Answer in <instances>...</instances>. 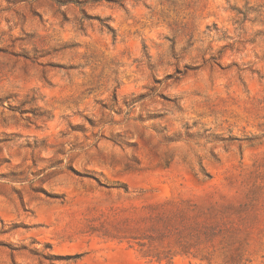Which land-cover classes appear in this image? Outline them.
<instances>
[{"label": "rangeland", "instance_id": "obj_1", "mask_svg": "<svg viewBox=\"0 0 264 264\" xmlns=\"http://www.w3.org/2000/svg\"><path fill=\"white\" fill-rule=\"evenodd\" d=\"M58 1L0 0V264H264V0ZM172 200L228 246L90 231Z\"/></svg>", "mask_w": 264, "mask_h": 264}, {"label": "trees", "instance_id": "obj_2", "mask_svg": "<svg viewBox=\"0 0 264 264\" xmlns=\"http://www.w3.org/2000/svg\"><path fill=\"white\" fill-rule=\"evenodd\" d=\"M67 2L58 1L60 5ZM142 210L113 222L102 220L99 225H91L90 231L102 238L135 244L145 257L157 261L170 262L178 255L208 261L210 249L225 243L228 246L224 206L206 208L192 200H172L149 204ZM226 259L240 260L233 254L226 255Z\"/></svg>", "mask_w": 264, "mask_h": 264}]
</instances>
